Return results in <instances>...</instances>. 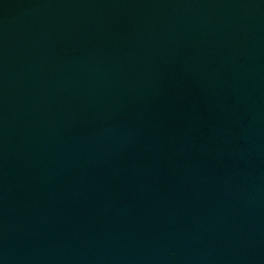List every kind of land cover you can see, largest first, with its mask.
I'll list each match as a JSON object with an SVG mask.
<instances>
[{
  "label": "water",
  "instance_id": "obj_1",
  "mask_svg": "<svg viewBox=\"0 0 264 264\" xmlns=\"http://www.w3.org/2000/svg\"><path fill=\"white\" fill-rule=\"evenodd\" d=\"M0 264H264V0H0Z\"/></svg>",
  "mask_w": 264,
  "mask_h": 264
}]
</instances>
